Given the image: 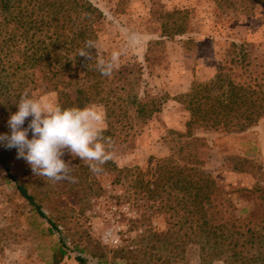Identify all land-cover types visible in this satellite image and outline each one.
I'll use <instances>...</instances> for the list:
<instances>
[{
	"label": "rangeland",
	"instance_id": "374dc122",
	"mask_svg": "<svg viewBox=\"0 0 264 264\" xmlns=\"http://www.w3.org/2000/svg\"><path fill=\"white\" fill-rule=\"evenodd\" d=\"M104 13L100 22L97 51L107 58L113 50H124L120 66L140 100H156L159 111L145 124L135 126L129 141L107 143L111 159L118 167L138 166L145 169L150 158L172 154L177 134L186 131L189 113L178 96L189 92L195 83L211 80L218 66L232 49V43L249 44V54L257 73L264 74V6L243 0H90ZM180 10L186 29L182 34H162V24L173 18L166 13ZM0 54V133H8V118L15 112L19 92L29 89L24 65L16 69L8 57ZM146 57L149 59L146 60ZM11 61H19L16 53ZM22 74L26 75L22 79ZM26 82L20 89L19 82ZM33 96L53 91L29 92ZM105 107L101 102L89 103ZM29 117L25 121L27 126ZM106 123V120H105ZM107 126V123H106ZM198 139L201 167L217 185L228 192L223 203V223L232 222V214L242 217H264V204L249 192L258 179L257 167L264 169V116L242 131L226 132L193 128ZM31 138V132H29ZM123 138V137H121ZM11 154L6 162L11 175L0 162V264H54L53 253L58 243L49 234V224L22 198L16 183H24L34 193L46 214L62 230L70 247L86 248L87 256L97 261L100 254L111 262L125 264H200L199 245L187 242L177 258L166 238L150 236L144 227H130L138 219L128 179L116 182L113 173H94L88 161L65 151L62 157L70 166V180L53 181L35 175L30 165L18 159L16 149L0 145V152ZM254 171V172H253ZM87 175V176H86ZM86 176V183L78 177ZM94 180V183H92ZM260 185L263 182L259 181ZM100 186V189H98ZM247 208L241 211L242 208ZM215 211V209H214ZM247 217L242 224L247 222ZM153 224L164 226L161 217ZM228 224V225H229ZM169 239L171 236L168 237ZM92 254L94 257L92 258ZM228 254V253H227ZM58 264H78L74 253ZM210 264H231L215 259Z\"/></svg>",
	"mask_w": 264,
	"mask_h": 264
},
{
	"label": "trees",
	"instance_id": "16d2710c",
	"mask_svg": "<svg viewBox=\"0 0 264 264\" xmlns=\"http://www.w3.org/2000/svg\"><path fill=\"white\" fill-rule=\"evenodd\" d=\"M243 1L251 6H264V0ZM181 13L180 10L166 13L173 20L162 24L163 35L185 32ZM103 19V11L90 0H0V54L8 57L9 65L16 69L29 67L28 92L39 87L53 91L65 107L103 103L107 123L103 135L108 138L106 143L113 144L132 140L135 126L145 124L159 109L156 100L143 101L137 97L122 70H115L111 77L102 76L95 68V49L90 50L94 55L91 60L77 55L86 41L96 43ZM231 45L211 80L194 83L189 92L178 96L189 118L186 131L176 136L172 154L150 158L145 169L120 168L108 160L101 171L113 173L116 182L128 179L129 198L132 197L137 210L141 209L139 218L130 220V227L142 225L150 236H171L166 238L167 245L177 258L181 257L184 245L193 242L199 245L200 264H210L215 259L231 264H264V217L255 220L246 216L247 222L242 224L246 217L232 214L230 224L221 221V208L229 193L201 167L198 139L192 133L197 125L226 132L242 131L264 116V74L257 73L263 65L254 66L249 44ZM15 53L20 62L11 61ZM25 77L22 74V79ZM25 85L23 80L19 82L20 89ZM22 93L16 98L20 99ZM8 156L9 152H0V162L11 175ZM259 169L258 166L257 182L248 191L257 193L255 199L264 204V169ZM86 176L78 177V182L86 183ZM16 189L32 210L47 221L49 234L57 235L54 264L71 253L78 264H107L103 254L93 262L86 248L70 247L62 230L45 213L28 186L17 182ZM159 217L164 226L153 224V219Z\"/></svg>",
	"mask_w": 264,
	"mask_h": 264
},
{
	"label": "clouds",
	"instance_id": "9594fccd",
	"mask_svg": "<svg viewBox=\"0 0 264 264\" xmlns=\"http://www.w3.org/2000/svg\"><path fill=\"white\" fill-rule=\"evenodd\" d=\"M95 68L102 76L111 77L119 68L124 50H113L105 58L97 52L94 41L88 40L78 51L87 60L94 58ZM16 104V111L8 118V133H0V145L16 149L18 159L25 160L32 172L53 181L70 180V166L62 158L65 151L73 157L88 161L90 169L100 172L101 166L111 159L107 148L106 117L102 106H62L49 95L33 96L24 91ZM31 117L27 126L25 121ZM31 132V138H29Z\"/></svg>",
	"mask_w": 264,
	"mask_h": 264
}]
</instances>
